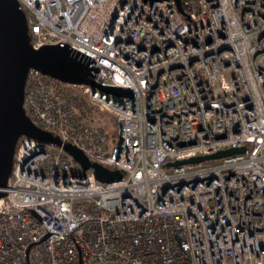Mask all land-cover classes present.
Here are the masks:
<instances>
[{
	"label": "built area",
	"instance_id": "built-area-1",
	"mask_svg": "<svg viewBox=\"0 0 264 264\" xmlns=\"http://www.w3.org/2000/svg\"><path fill=\"white\" fill-rule=\"evenodd\" d=\"M17 1L33 48L69 45L132 95L29 68L24 112L61 143L19 136L0 264H264V0Z\"/></svg>",
	"mask_w": 264,
	"mask_h": 264
},
{
	"label": "water",
	"instance_id": "water-1",
	"mask_svg": "<svg viewBox=\"0 0 264 264\" xmlns=\"http://www.w3.org/2000/svg\"><path fill=\"white\" fill-rule=\"evenodd\" d=\"M179 11L187 16L181 1L176 0ZM90 58L69 45H44L33 48L25 21L24 11L17 0H0V197L9 177L13 153L20 135H27L42 142L61 143L57 135L34 125L23 109L25 78L29 68L58 79L87 83L93 88L121 95H132L129 88L116 85H100L94 80L96 67L90 65ZM64 148L84 168L92 167L97 179L119 180L122 171L90 161L87 155L71 142H64ZM245 146L229 147L213 153L195 155L167 162L175 165L199 162L233 153L242 152Z\"/></svg>",
	"mask_w": 264,
	"mask_h": 264
}]
</instances>
